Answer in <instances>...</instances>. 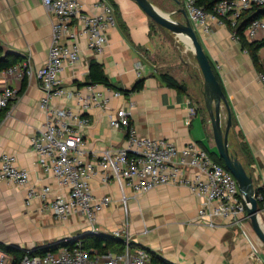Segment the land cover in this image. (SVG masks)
<instances>
[{"label": "crops", "instance_id": "1", "mask_svg": "<svg viewBox=\"0 0 264 264\" xmlns=\"http://www.w3.org/2000/svg\"><path fill=\"white\" fill-rule=\"evenodd\" d=\"M80 1L83 12L99 11L96 7L99 0ZM150 1L173 19L186 21L181 12L185 9L184 0ZM115 2L118 24L110 30L104 52L94 53L85 37H80L79 61L67 64L61 74L64 85L71 91L89 93L90 64L97 60L115 86L95 84L94 89L108 97L109 102L105 108L95 106L87 111L91 122L83 130V158L94 160L108 148L126 145L127 130L114 128L110 122L119 108L131 112V126L142 137L168 138L180 146L195 142L217 153L206 104L201 105L197 99L204 88L198 62L195 61L198 70L185 64L181 67L179 50L167 52L169 38L162 28H154L162 26L135 0ZM53 21L51 8L42 0H0L3 55L16 59L20 65L30 60L35 68L43 66L49 58ZM194 26L220 77L232 112L230 150L253 174L255 187H260L264 183V80L261 78L264 46L258 51L260 69L240 40L232 36L228 25L213 20L208 33L203 27ZM178 38L185 50L191 48L186 39ZM159 57L161 61L156 60ZM162 73L171 74L186 84L188 91L180 93L169 87ZM140 80L144 81L141 89L129 94L124 92ZM8 84L16 86L19 95L8 109L0 110V164L4 153L13 154L18 165L30 172L31 179L25 186L0 182V241L5 239L7 245L29 249L56 239L90 234L93 228L105 233L126 228L135 247L155 252L177 264H264V243L249 219H244L241 225L223 220H218L216 226L200 223L198 209L202 199L183 185H160L137 194L130 187L122 190L115 180L106 183L98 173L91 179L92 192L95 197L110 196L112 203L98 212L93 223L79 213L62 221L41 199L29 200L27 193L31 187L51 186L52 198L66 194L67 188L60 186L54 175L41 170L31 145L32 136L46 121L45 111L40 107L44 91L38 78L8 77L0 70V89ZM116 90H123V95L116 96ZM51 102L59 108L79 109L75 97L56 96ZM222 116L225 126L226 106L222 108ZM188 175L193 178L194 170Z\"/></svg>", "mask_w": 264, "mask_h": 264}, {"label": "built area", "instance_id": "2", "mask_svg": "<svg viewBox=\"0 0 264 264\" xmlns=\"http://www.w3.org/2000/svg\"><path fill=\"white\" fill-rule=\"evenodd\" d=\"M42 1L51 8L54 16L47 62L35 68L28 60L21 65L14 64L3 72L8 77L38 78L44 91L40 107L45 111L46 121L32 136L31 145L38 156L41 170L54 175L60 186L67 188V193L52 198L51 186L46 185L40 189L31 187L27 193L28 199H41L62 221L79 213L93 223L98 212L112 203L110 196L95 197L92 192L91 179L100 173L106 183L115 180L122 190L130 187L137 194L166 184L186 186L201 197L198 217L200 223L208 226H216L218 220L241 225L244 219H249L238 181L227 167L216 162L209 151L198 143L180 146L168 138L140 136L131 126V112L128 109L119 108L110 119L112 127L127 130L126 145L119 149L108 148L94 160L83 158V130L91 122L87 111L95 106L105 108L109 100L101 91L94 89L95 84L88 86L91 89L89 93L71 91L64 85L61 74L67 64L79 61L80 37H85L88 48L94 53L104 52L109 32L118 24L116 11L107 0L96 3L99 11L95 13L83 12L80 0ZM184 5L191 21L203 27L206 33L211 31L212 21L218 20L228 25L232 36L240 40L237 25L241 14L256 5H264V0H220L212 12L206 11L197 0H184ZM245 36L249 41L264 36V16L250 22ZM261 78L264 80V74ZM114 94L123 95L118 90ZM18 95L19 89L14 85L8 84L0 89V110L8 109ZM56 96L75 97L79 109L53 105L51 101ZM190 170H194L193 178L188 175ZM30 177V172L18 165L15 155H2L0 182L25 186L30 183ZM255 195L264 214V183L258 187ZM99 232L93 228L90 234ZM112 234L124 241V251H91L84 247L83 235H78L62 239L69 244L43 254L33 252L45 244L22 249L25 253L19 260L0 246V264L150 263L149 251L131 246L128 229H116ZM59 241L53 242L55 244Z\"/></svg>", "mask_w": 264, "mask_h": 264}, {"label": "water", "instance_id": "3", "mask_svg": "<svg viewBox=\"0 0 264 264\" xmlns=\"http://www.w3.org/2000/svg\"><path fill=\"white\" fill-rule=\"evenodd\" d=\"M135 1L158 25L176 33L182 39H186V42L193 50L195 59L204 76L205 103L213 127L217 154L224 160L225 166L237 179L240 191L246 201L247 213L251 226L264 243V226L261 220L263 213L255 195L258 187H255L253 174L247 170L244 163L230 150L229 133L233 125V119L228 99L217 78L212 62L198 37L196 27L189 18L186 8L181 10L186 17V21L180 22L173 19L170 14L157 8L150 0ZM223 106H226L228 111V118L225 126L222 116Z\"/></svg>", "mask_w": 264, "mask_h": 264}, {"label": "trees", "instance_id": "4", "mask_svg": "<svg viewBox=\"0 0 264 264\" xmlns=\"http://www.w3.org/2000/svg\"><path fill=\"white\" fill-rule=\"evenodd\" d=\"M219 1L220 0H197V3L200 6H203L206 11L212 12L215 4ZM110 3L114 6V8L117 7L115 0H110ZM263 16H264V5H256L253 8L246 10L241 14L239 21H238V25H237V33L239 35L240 42L242 43L243 47L250 52L254 60V63L260 69L262 68V64L260 62V55L258 51L261 47L264 46V38L259 39V40L249 41L246 38L245 33H246L248 25L250 24L252 20L263 17ZM14 64H17L16 59L10 60L8 56H4L2 48L0 47V70H5L13 66ZM213 68L217 75L218 80L220 81V77L214 65H213ZM161 77L163 81L169 87L175 88L180 93H186L188 91L187 85L182 82H179L171 74L162 73ZM88 83L89 84H104L112 88L115 87L114 84L110 81L109 77L106 75L103 64L98 62L97 60H93L90 64V69L88 73ZM143 85H144V81L140 80L139 82L136 83V85L131 90H125L124 92L126 94H129L131 91H136V90L141 89ZM118 91H121V90H118ZM209 153L211 154V156L216 162L225 166L224 160L221 157H219L217 153H211V152ZM82 239L84 241V247L87 249H90L91 251L98 250L99 252H107V251L122 252L125 249L124 241L122 239L114 237L112 233L99 232L98 234H84ZM64 244H69V243L63 240L56 242L55 244L54 242L53 243L49 242V243H46L44 246H42V248H40L38 251L33 252V254L34 253L43 254L51 249L58 248L59 246L64 245ZM0 246L3 249L15 255L17 260L21 259L25 253L23 252V250L20 251L21 250L20 248L7 245L1 241H0ZM131 246L135 248L134 244H131ZM149 253L151 256L150 258L151 264H177L150 250H149Z\"/></svg>", "mask_w": 264, "mask_h": 264}, {"label": "rangeland", "instance_id": "5", "mask_svg": "<svg viewBox=\"0 0 264 264\" xmlns=\"http://www.w3.org/2000/svg\"><path fill=\"white\" fill-rule=\"evenodd\" d=\"M154 28H157V29L158 28L159 29L162 28L160 30H162V32L165 33V35L167 36V38H169V41L167 42V44H168L167 48H168L169 51H167V52H170L172 50H175V48H177L179 50V54L181 56V59L179 60V62H180V66L181 67H183L184 64H185V65H187L188 68H191L192 70H193V67L196 68V62H195L196 59H195V56L193 54V50L191 48H189V50H185V45H183V43H181L182 40H180L178 38V35L176 33L172 32V31H169L168 29H166L164 27H154ZM153 31H156V29L153 30ZM186 51H189V52H186ZM167 54H168V56L171 55V53H167ZM170 57H172V56H170ZM156 60L157 61H161V57L157 58ZM203 91H204V88L202 89V92H199V95H197V99H199V101H201V105H204V103H205V101H204L205 96H204ZM262 216H263V224H264V214ZM59 240L60 239H58V240L56 239L55 241H59ZM1 241L7 244V242H6L5 239L4 240L2 239ZM51 242H53V241H51ZM132 244H134V243H132ZM20 251H22V249Z\"/></svg>", "mask_w": 264, "mask_h": 264}, {"label": "bare ground", "instance_id": "6", "mask_svg": "<svg viewBox=\"0 0 264 264\" xmlns=\"http://www.w3.org/2000/svg\"><path fill=\"white\" fill-rule=\"evenodd\" d=\"M261 218H262V219H261V220H262V225L264 226V224H263V216H262Z\"/></svg>", "mask_w": 264, "mask_h": 264}]
</instances>
